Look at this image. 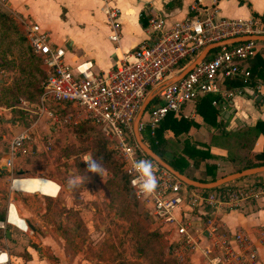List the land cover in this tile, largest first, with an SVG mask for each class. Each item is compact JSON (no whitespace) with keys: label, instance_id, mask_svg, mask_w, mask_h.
I'll use <instances>...</instances> for the list:
<instances>
[{"label":"built area","instance_id":"2783aa9c","mask_svg":"<svg viewBox=\"0 0 264 264\" xmlns=\"http://www.w3.org/2000/svg\"><path fill=\"white\" fill-rule=\"evenodd\" d=\"M190 8L196 9L197 14L172 21L151 10L147 19L149 36L125 51L106 71L93 70L91 63L71 65L65 59V46L54 43L47 29L33 18L12 10L19 29L40 59L44 79L35 101L23 99L14 105L25 111L26 123L0 144V153L4 154L11 178L19 177L12 173L15 157L31 151L32 144L38 141H43L44 148H52L61 135H73V126L90 122L101 131L107 147L121 162L137 200L154 221L166 228L168 257L174 264H256L258 250L250 235L241 229L232 232L224 229L221 212L263 196L264 182L233 181L206 191L190 187L148 156L134 136V119L149 93L156 95L141 116L139 131L149 127L153 132L168 112L179 113L187 101L205 93L229 98L245 94L249 86L228 88L225 80L235 76L250 80L246 62L260 50L262 41L256 39L219 46L212 56L197 63L182 78L167 81L208 43L264 33V20L258 16L232 18L219 15L216 7L205 12L197 4H191ZM102 10L111 30L109 38L118 43L119 9L105 3ZM261 86L256 83L257 90ZM218 102V98L212 100L213 104ZM85 158L92 156L87 152L82 160ZM139 160H150L153 164L158 186L152 194L138 190L140 179L134 164ZM11 204L7 205L6 217L0 220V228L9 224ZM195 255L197 262L193 260ZM2 263L12 264L9 257Z\"/></svg>","mask_w":264,"mask_h":264},{"label":"crops","instance_id":"0c3cea01","mask_svg":"<svg viewBox=\"0 0 264 264\" xmlns=\"http://www.w3.org/2000/svg\"><path fill=\"white\" fill-rule=\"evenodd\" d=\"M105 3L119 9L120 38L118 43L112 42L109 38L111 30L102 10ZM6 4L11 10L33 18L43 29L49 31L50 39L54 43L64 45L66 48L65 59L68 63L74 66L82 63L85 66L91 63L92 69L95 71L108 70L125 51L132 49L149 36L148 22L146 25H142L140 15H145L148 19L151 10L165 16L167 21L185 15L197 14L196 9L190 8L191 4H197L202 11L206 9L210 11L216 7L219 15L232 18H246L254 16L253 12L258 14L264 12V0H199V2L198 0H6ZM258 53L264 59V41L261 42ZM254 58L253 56L246 62L248 68L254 62ZM255 81L254 85L246 87V92L243 95L236 94L229 98L218 97L217 104L211 102L217 110L216 125L205 121L203 116L197 112L196 99L189 100L182 105L180 115H184L196 123L189 128L186 135L193 142L208 145L211 153L210 157L201 158L198 163H194L192 158L186 156L189 164L185 168V173L189 176L209 180L211 175L207 173L206 166L210 164L216 165L217 177L234 171L235 165L228 157L227 148L223 144L213 141L212 136L221 133V131H243L248 126L254 125L257 120H264V80L261 77H256ZM256 83L262 84L260 90H257ZM255 92L256 94L253 95ZM186 108H189L188 113H185ZM0 117L5 116L2 113ZM8 119L10 120L0 122V144L16 134L24 124L20 123L21 119L16 115ZM5 127H9V131H4ZM165 135L170 136L171 133L166 132ZM70 138H72L71 134H68V137L61 135L57 139L60 140L59 147L64 146L63 143ZM251 141L252 139L247 142L251 145L249 149L255 151L263 149V134L259 133L253 138L252 143ZM43 144V141H38L32 144L31 150L38 151L40 147H44ZM240 150L246 151L245 148ZM3 155L0 153V211L6 217L7 205L9 202L12 203L9 207L7 221L9 222L11 213L14 223H9V227H6L10 229V238L6 237L3 228L0 229L2 232V236H0V264H3L2 261L7 257L12 264L101 263V260L94 261L85 254L88 242L83 244L84 249L80 253L68 252V238L63 233L68 224V212L70 209H78L80 213L85 212L84 202L81 200L82 203L75 204L72 190L64 192V183L57 176L46 178L22 175V171H26L25 173L30 171L29 167L23 166L20 169V176L11 178ZM22 157L23 155H20L13 159L12 173L14 175H17L14 169L16 161L21 160ZM233 181L243 184L262 183L264 182V171L230 182ZM28 194L41 195L43 202L38 207L36 205L35 208H30L31 206L27 204ZM93 196L97 197L96 194ZM48 198L52 201L60 200L62 214L58 225L54 223L52 217L51 219L48 217L50 214ZM93 210L95 211V208ZM94 216L97 219L101 216V212H96ZM149 219L159 226L163 238L169 242L166 228L154 221L150 213ZM25 220H29L32 226L27 225ZM221 220L224 229L231 232L241 229L250 235L258 250L256 264H264V195L247 200L236 209L221 212ZM85 224L93 227L94 219L88 220ZM16 228L30 238L31 243L37 241V245L22 244L20 239H16L14 233ZM28 229L31 232L28 233ZM22 233L20 235H23ZM12 246L16 251H13ZM21 251L26 252L27 256L21 255ZM168 256L169 252L167 251L166 258H170ZM193 260L197 262V255Z\"/></svg>","mask_w":264,"mask_h":264},{"label":"rangeland","instance_id":"374dc122","mask_svg":"<svg viewBox=\"0 0 264 264\" xmlns=\"http://www.w3.org/2000/svg\"><path fill=\"white\" fill-rule=\"evenodd\" d=\"M0 11L17 25L6 0H0ZM19 31H7L0 21V114L8 118L16 115L23 124L26 123L23 116L25 111L14 105L23 99L35 97L43 79V71L40 61L33 55ZM188 110L186 108L185 113ZM9 129L5 127L4 131ZM101 138L104 136L97 127H86L82 135L73 134L72 138L63 143L64 146L59 147L60 140H56L52 148L42 146L35 152L27 150L22 159L16 161L14 169L18 176L23 166L29 167L30 171H22V175L57 176L64 183V192L72 190L75 204L81 200L84 202L85 212L80 213L78 209H70L68 212V224L63 232L68 238V252L80 253L84 249L83 244L88 242L85 254L94 261L101 260L99 264H172L173 261L166 258L168 241L163 238L159 226L150 221L145 207L122 192L119 174L116 176L111 166L104 164H101L102 175L87 171L88 165L82 156L87 152L92 156L96 141ZM73 171L83 175L84 179L75 188H69L67 180ZM94 194L97 197H92ZM35 195L27 196L30 208L38 207L43 202L41 195ZM47 201L50 209L48 217H52L58 225L62 214L60 200L52 201L48 198ZM94 208L95 211H92ZM96 212H101L97 219L94 216ZM90 219H94L93 227L85 224ZM14 231L16 239H20L22 244L31 243L30 238L20 229ZM27 232H31L30 229ZM31 244L35 246L37 241ZM20 254L27 256L24 251Z\"/></svg>","mask_w":264,"mask_h":264},{"label":"trees","instance_id":"16d2710c","mask_svg":"<svg viewBox=\"0 0 264 264\" xmlns=\"http://www.w3.org/2000/svg\"><path fill=\"white\" fill-rule=\"evenodd\" d=\"M254 16H258L264 20V12L262 14H258L257 12H253ZM0 21L3 22L5 29L7 31L17 32L18 27L15 25L10 17H8L5 13L0 11ZM140 22L142 25H146L147 17L145 15H140ZM20 30V29H19ZM21 31V30H20ZM19 31V32H20ZM25 41L27 42L25 35L21 31ZM28 44V42H27ZM29 49L33 53L30 45L28 44ZM219 47L211 49L208 56H212ZM35 57L40 61L39 57L33 53ZM254 62L248 68L250 71V80L244 81L241 76H235L230 79L225 80V84L228 88L240 87L246 84L254 85L256 77H261L264 80V59L257 53L254 56ZM185 62H182L184 64ZM43 71V69H42ZM43 79H44V71H43ZM42 79V80H43ZM41 90V84L34 98L30 99L31 101H35L37 99V95ZM214 98H218V95L213 93H205L204 95L198 96L196 98V110L199 112L205 121L216 125V108L212 106V100ZM26 117V113L23 114ZM196 123L184 116L180 115V113H174L173 111L168 112L165 117L156 125L153 129V132L149 127L140 130V134L144 141H148V145L159 154L164 160H166L169 164H171L174 168L179 170L181 173H185V168L189 164L186 156L192 158L194 163H198L199 159L210 157L211 153L209 151L208 145L203 143H196L191 141V139L186 135L188 133L189 128ZM95 125L82 121L77 125L73 126L71 131L74 135L80 136L83 134L84 130L87 128H92ZM96 127V126H95ZM170 132V136H166L165 133ZM259 133L264 135V120H257L256 123L252 126H248L245 130L241 131H221V133L213 135L212 140L218 144H223L228 150V157L234 163V170H241L246 167L263 165L264 164V145L263 149L260 151L251 150L250 143L247 144L249 140ZM251 141V143H252ZM245 148L246 151L242 152L240 149ZM93 158L100 161L101 164L109 165L112 168V171L116 176L119 174V185L123 193H125L131 199L137 198L135 197L134 191L129 183L128 176L122 168L121 162L116 161L113 156L112 151L107 147L106 138H101L96 141L95 151L92 153ZM216 165H207L206 171L211 175L209 180H213L217 177L216 175ZM194 179V176H189ZM202 181H207L204 179H198ZM190 187H193L189 185ZM216 188H219L218 186ZM205 190V188H203ZM206 191V190H205ZM5 214L0 211V220L4 219ZM0 236H2V232H0Z\"/></svg>","mask_w":264,"mask_h":264},{"label":"water","instance_id":"95a60500","mask_svg":"<svg viewBox=\"0 0 264 264\" xmlns=\"http://www.w3.org/2000/svg\"><path fill=\"white\" fill-rule=\"evenodd\" d=\"M248 39H256L260 41H264V33L261 34H245V35H240V36H233V37H228L225 39H221L218 41H214L211 43H208L205 45L201 51L198 53V55L190 62L188 63L181 71H179L177 74L171 76L170 78L167 79L168 82H174L176 80H179L182 78L190 69H192L197 63L202 61L204 58L207 57L211 49L217 48L222 45L226 44H231L235 43L238 41H245ZM156 93H149L146 98L144 99L141 107L139 108L136 117L133 122V130H134V136L135 139L140 146V148L151 158H153L157 163H159L161 166L167 168L171 172H173L175 175H177L183 182H185L188 185L198 187V188H205V189H211L215 188L217 186H220L224 183L230 182L232 180L238 179L240 177L248 176L251 174L259 173L264 171V164L263 165H256V166H251V167H246L241 170H234L231 172H228L226 174L220 175L216 177L213 180H207V181H202L198 179L191 178L187 176L184 173H181L179 170L174 168L171 164H169L166 160H164L159 154H157L143 139L139 131V121L141 119V116L143 112L145 111L147 105L149 102L154 98ZM9 121L10 119L5 118V117H0V122H5ZM27 224L31 227V223L29 220H26ZM6 237L10 238V229L5 228L4 229Z\"/></svg>","mask_w":264,"mask_h":264},{"label":"clouds","instance_id":"9594fccd","mask_svg":"<svg viewBox=\"0 0 264 264\" xmlns=\"http://www.w3.org/2000/svg\"><path fill=\"white\" fill-rule=\"evenodd\" d=\"M83 160L88 165L87 171L102 175L103 169L100 161L92 158H85ZM134 169L140 179L138 190L145 194L154 193L157 189L158 181L153 171L152 162L150 160L136 161L134 164ZM83 179V175H78L75 171H73L71 178L67 180V184L69 188H75L83 181ZM133 186L135 187L136 185L134 184ZM9 223H14L11 218V213L9 214Z\"/></svg>","mask_w":264,"mask_h":264}]
</instances>
